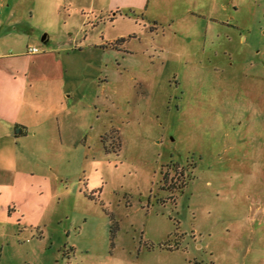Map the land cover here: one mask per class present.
I'll list each match as a JSON object with an SVG mask.
<instances>
[{"label": "rangeland", "instance_id": "rangeland-1", "mask_svg": "<svg viewBox=\"0 0 264 264\" xmlns=\"http://www.w3.org/2000/svg\"><path fill=\"white\" fill-rule=\"evenodd\" d=\"M125 13L138 38L63 54L64 137L0 123V206L25 211L0 264H264V0Z\"/></svg>", "mask_w": 264, "mask_h": 264}, {"label": "crops", "instance_id": "crops-1", "mask_svg": "<svg viewBox=\"0 0 264 264\" xmlns=\"http://www.w3.org/2000/svg\"><path fill=\"white\" fill-rule=\"evenodd\" d=\"M149 1L13 0L9 3L6 18L0 17V123L5 125L4 134L18 143L41 134L64 137L62 126L68 120L62 118L73 96L67 94L63 54L92 48L103 50L129 35L138 38L140 33L135 26L126 30L123 27L117 30L115 26L118 21L138 20L125 11L143 9ZM3 7L5 3L0 0L1 11ZM44 32L47 36L44 41L41 37V42L52 48L29 53L28 47L36 46ZM22 42L28 43L27 48L20 47ZM80 99L76 104L83 103ZM89 123L92 125L91 118ZM16 126L25 134H17ZM13 173L12 166H0V195L3 190L12 193L15 189ZM14 180L19 182V176ZM23 204L4 200L0 206V227L5 229L6 224L14 223L11 206L17 208L16 218L23 215Z\"/></svg>", "mask_w": 264, "mask_h": 264}, {"label": "built area", "instance_id": "built-area-1", "mask_svg": "<svg viewBox=\"0 0 264 264\" xmlns=\"http://www.w3.org/2000/svg\"><path fill=\"white\" fill-rule=\"evenodd\" d=\"M39 51H40V49H39L38 46H30L29 49H28L29 53H37Z\"/></svg>", "mask_w": 264, "mask_h": 264}, {"label": "trees", "instance_id": "trees-1", "mask_svg": "<svg viewBox=\"0 0 264 264\" xmlns=\"http://www.w3.org/2000/svg\"><path fill=\"white\" fill-rule=\"evenodd\" d=\"M15 130H16L17 134H25V133L22 132V129L19 126H16ZM197 264H199V263H197Z\"/></svg>", "mask_w": 264, "mask_h": 264}, {"label": "water", "instance_id": "water-1", "mask_svg": "<svg viewBox=\"0 0 264 264\" xmlns=\"http://www.w3.org/2000/svg\"><path fill=\"white\" fill-rule=\"evenodd\" d=\"M46 33L42 36V41H44V39L46 38Z\"/></svg>", "mask_w": 264, "mask_h": 264}]
</instances>
